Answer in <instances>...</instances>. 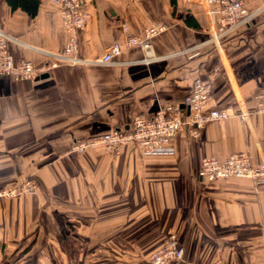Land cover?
<instances>
[{
  "label": "crops",
  "instance_id": "crops-1",
  "mask_svg": "<svg viewBox=\"0 0 264 264\" xmlns=\"http://www.w3.org/2000/svg\"><path fill=\"white\" fill-rule=\"evenodd\" d=\"M244 1L255 10L264 0ZM212 8L207 0H84L81 62L34 80L0 74V189L40 183L34 194L0 200V264H150L171 234L185 248L176 264H264V184L198 173L208 156L264 157V113L254 111L264 90V10L218 46ZM123 23L138 37L166 26L153 39L155 58L135 46L101 62L124 38ZM0 27L13 56L37 66L69 38L52 0H40L33 18L0 0ZM216 70L207 108L252 111L247 120L210 121L197 139L182 131L171 155L143 156L134 144L119 154L72 150L75 140L129 129L136 115L181 102Z\"/></svg>",
  "mask_w": 264,
  "mask_h": 264
},
{
  "label": "built area",
  "instance_id": "built-area-1",
  "mask_svg": "<svg viewBox=\"0 0 264 264\" xmlns=\"http://www.w3.org/2000/svg\"><path fill=\"white\" fill-rule=\"evenodd\" d=\"M60 8L62 22L68 33V42L59 55L40 66L33 62L16 58L10 49L11 37L0 27V74L8 75L15 80H34L44 73L62 64H76L81 61L78 57L79 31L84 30L89 15L84 9V0H52ZM213 8L211 13L216 17L219 28L212 33V40L220 45L223 37L229 36L248 24L258 13L264 10L262 4L252 10L244 0H207ZM124 38L109 45L101 62L109 63L121 55L125 49L139 46L150 61L152 56L153 39L166 29L165 25H156L146 30L143 37L130 33L129 26L122 24ZM217 70L207 78L194 81L192 90L181 102H171L159 106L152 117L136 115L129 129L114 128L91 140H75L72 145L74 151H84L90 147H104L108 152L120 153L128 144L136 145L143 156L171 155L174 153L173 140L182 131L191 138L201 136L205 125L214 120H223L239 115L243 120L252 111L241 112L229 105L224 108H207L211 97L213 80ZM255 112L264 113V90L254 96ZM202 180L214 182L231 178H247L257 184H264V157L258 161L249 153H236L227 157H205L199 169ZM37 187L32 180H27L18 186L0 189V199L16 198L33 192ZM185 248L175 234L167 238L164 244L150 257L151 264H176L184 260ZM212 264H223L217 260Z\"/></svg>",
  "mask_w": 264,
  "mask_h": 264
},
{
  "label": "trees",
  "instance_id": "trees-1",
  "mask_svg": "<svg viewBox=\"0 0 264 264\" xmlns=\"http://www.w3.org/2000/svg\"><path fill=\"white\" fill-rule=\"evenodd\" d=\"M7 2L12 9L21 8L32 18L37 15L40 5V0H7Z\"/></svg>",
  "mask_w": 264,
  "mask_h": 264
},
{
  "label": "rangeland",
  "instance_id": "rangeland-1",
  "mask_svg": "<svg viewBox=\"0 0 264 264\" xmlns=\"http://www.w3.org/2000/svg\"><path fill=\"white\" fill-rule=\"evenodd\" d=\"M79 57V56H78ZM82 61V60H81ZM80 61V62H81ZM74 151V150H73ZM85 151V150H84ZM84 151H80V152H84ZM75 152H78V151H75ZM112 153V152H111ZM115 154H119V153H115ZM27 180L29 181V180H32V181H34L35 183H36V185H37V187L35 188V190L33 191V192H30V193H26V194H34L35 192H37V190L39 189V187H40V183L37 181V179L36 178H27ZM27 180H25L24 182H26ZM5 188H8V187H5ZM1 189H3V188H1ZM24 195V194H23ZM22 196V195H21ZM20 197V196H19ZM16 198H18V197H16ZM3 199H10V198H3ZM1 200V199H0ZM172 235V234H171ZM170 235V236H171ZM167 240V239H166ZM165 240V241H166ZM42 249V248H41ZM159 249V248H158ZM157 249V250H158ZM155 252V251H154ZM153 252V253H154ZM151 257V256H150ZM10 264V263H9ZM150 264H151V262H150Z\"/></svg>",
  "mask_w": 264,
  "mask_h": 264
},
{
  "label": "water",
  "instance_id": "water-1",
  "mask_svg": "<svg viewBox=\"0 0 264 264\" xmlns=\"http://www.w3.org/2000/svg\"><path fill=\"white\" fill-rule=\"evenodd\" d=\"M45 75H47V74L41 75V77H44Z\"/></svg>",
  "mask_w": 264,
  "mask_h": 264
}]
</instances>
